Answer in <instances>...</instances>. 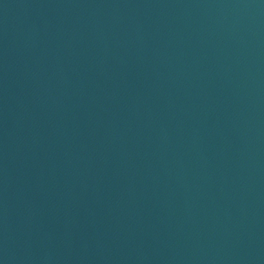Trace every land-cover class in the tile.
Returning a JSON list of instances; mask_svg holds the SVG:
<instances>
[{"label":"water","instance_id":"water-1","mask_svg":"<svg viewBox=\"0 0 264 264\" xmlns=\"http://www.w3.org/2000/svg\"><path fill=\"white\" fill-rule=\"evenodd\" d=\"M0 264H264V0H0Z\"/></svg>","mask_w":264,"mask_h":264}]
</instances>
